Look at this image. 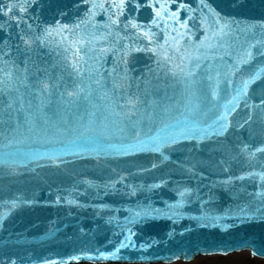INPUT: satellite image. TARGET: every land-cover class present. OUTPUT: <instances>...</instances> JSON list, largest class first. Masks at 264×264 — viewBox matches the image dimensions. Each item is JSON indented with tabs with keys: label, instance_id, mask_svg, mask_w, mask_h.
<instances>
[{
	"label": "snow or ice",
	"instance_id": "snow-or-ice-1",
	"mask_svg": "<svg viewBox=\"0 0 264 264\" xmlns=\"http://www.w3.org/2000/svg\"><path fill=\"white\" fill-rule=\"evenodd\" d=\"M83 3L90 7L83 17L71 25L61 24L57 20L55 26L41 28L37 24L36 31L32 32V25L23 18L39 19L34 11L40 6V0H0V17L4 18L0 29L26 26L19 27L17 32V38L21 41L16 46L17 54L26 56L32 44L45 47L55 45L67 72L66 77H47L54 81L52 83H44L36 75L31 83L24 84L28 79L26 70L18 68L15 60H0V100L7 86L10 100L4 102L6 107L11 108L17 102L21 105L7 134L3 130L4 122L0 121V166L26 168L36 163L39 167L41 161L49 164L59 161L66 166L69 157L73 161L104 158L99 167L102 172L108 173V179L102 185L106 191L110 189L128 199L135 197L137 192L144 196L143 200L137 199L128 207L89 205L95 208V214L105 209L127 213L123 219L119 216H109L107 219V223L115 228L113 239L108 240L113 251H99L98 257L89 255V259L118 258L122 250H135L134 237L138 233L134 228L158 217L176 222L184 218L185 207L193 203L200 204V215L191 219L204 222L205 227L209 224L215 227L216 221L223 217L207 207L212 200V189L208 193H201V187L208 185L203 184V171L195 170L203 166V161L197 160L192 152H188L185 159L179 162L176 172L177 175L188 176V181L173 182L163 176L160 183L140 184L132 181L137 174H149L164 161H169L170 157L165 155V151H179L178 147L173 146L194 141V149L200 145L205 150L203 141L228 131L229 117L239 107L238 101L244 98L245 107H248L249 85L264 76V68H260L250 72L248 79L235 78L241 66L252 61L251 49L257 46V50L264 48V23L243 22L245 26L240 27L241 21L221 17L205 0H200V4L207 7L209 13L205 14L203 9H199V16L196 15L197 8L184 2L173 10L172 5L176 0H146V3L141 0H83ZM141 9L150 10V15L142 17ZM182 11L184 19H181ZM100 13L106 16L104 22L96 20ZM256 29L260 31L261 39L253 45L249 39L255 40ZM237 33L246 34L247 39L241 42ZM54 34L60 37L58 41L53 38ZM69 52L72 53L71 57L68 56ZM141 54L151 63L137 67ZM109 57L111 67L105 68ZM23 62L27 64L28 60ZM81 64L84 69H81ZM161 73L174 82L172 95L166 96L171 103L163 108H159L155 99H147L152 80L159 79ZM73 76L76 79H72ZM17 83L24 84L25 94L12 100L11 91H18ZM69 87L73 89L71 92L67 91ZM142 95L144 99H141ZM53 103L57 109L63 108V116L58 120L45 114L46 109L51 110ZM25 104L27 107H24ZM255 107L264 110V95L261 96V104ZM19 113H23L22 119ZM260 126L264 129V120L260 121ZM4 140L7 143L2 142ZM260 141L264 144V133L260 135ZM234 149L238 155H246L250 160L260 153L253 166L261 170L236 176L227 167L230 163L228 153L221 152L215 166L220 169L219 174L224 179L213 183L220 189L232 192L237 199L239 191L236 182L252 183L258 190L249 193L246 188L241 189L250 199L237 203L235 209H229L228 213L230 218L241 222L257 216L264 219V147L253 151L249 145L240 147L237 143ZM156 153L162 160L153 158L145 163L138 159L140 154ZM109 157L137 158L129 167L137 169L138 173L129 171L128 176H120L111 168L105 169L104 164L108 163ZM4 174L3 167H0V176ZM172 174L166 172L164 176ZM112 175L117 178L111 179ZM192 179H196L197 183L190 187L188 183ZM170 183L173 185L170 190L178 198L171 203L159 201L163 207H156V201L147 194ZM117 185L121 187L117 188ZM78 187L74 183L71 191H61H67L68 196L73 193L79 195ZM91 187L100 188L101 185L92 184ZM205 195L208 196L207 200L204 199ZM61 201H65V197L57 195L55 202L59 204ZM34 203V198L25 193L0 197V205L9 213ZM66 203L83 207L74 198L66 199ZM146 247V244L139 245L140 249ZM11 264H16V261L13 260Z\"/></svg>",
	"mask_w": 264,
	"mask_h": 264
},
{
	"label": "water",
	"instance_id": "water-1",
	"mask_svg": "<svg viewBox=\"0 0 264 264\" xmlns=\"http://www.w3.org/2000/svg\"><path fill=\"white\" fill-rule=\"evenodd\" d=\"M146 3V0H141ZM190 4L191 7L197 8L196 15L199 16V9H203L205 14L209 9L200 4V0H176L172 5L173 10L180 3ZM215 12L221 17L236 19L241 21L240 27H244L243 22L264 23V0H205ZM90 5H85L83 0H40V6H37L34 15L38 20H32L28 17L23 19L32 25V32L36 31V25L41 28L51 25L55 26L57 20L61 24H72L76 19L83 17L85 11ZM61 13L63 15H61ZM135 16L136 13H133ZM142 17H148L150 10L141 9ZM185 14L181 12V19ZM98 22H104L106 16L103 13L97 15ZM4 18L0 17V23ZM19 27H26L21 25ZM19 27L0 29V60L17 61V67L26 70L28 79L24 84L31 83L33 78L38 75L44 83H52L47 77L61 78L66 77L67 72L60 62V51L55 45L45 47L44 45H31V50L26 56H19L16 52V46L21 44L17 38ZM235 30V26H233ZM255 40L249 39V43L255 45L256 40L261 39L259 29H256ZM31 35V33H28ZM239 40L242 42L247 39V35L237 33ZM27 38V36H26ZM53 38L59 40L60 37L54 34ZM258 47V46H257ZM257 47L251 49L253 59L247 65L241 66L240 73L235 77L237 80L248 79L250 72L264 68V48L257 50ZM243 50H241L242 52ZM71 57L72 53L69 52ZM28 60L25 64L23 61ZM147 61L144 56L140 55V67ZM84 69V65H80ZM111 67V57L105 68ZM139 75V73H133ZM72 79H76L75 76ZM123 83H127L122 81ZM24 84L17 83L18 91H11V99L15 100L18 96L25 94ZM174 82L160 74L159 79H153L149 89L147 99H155L159 103V108L171 103L166 96H171ZM143 85L141 88L143 89ZM177 91L179 86H176ZM73 89L69 87L67 91ZM9 89L5 86L2 100H0V121H3V130L5 134L9 132L10 127L14 124L18 110L21 108L20 103H14L11 108H7L4 102L10 100ZM264 95V76L256 79L249 85L247 105L245 107L244 98L238 103L239 107L233 112L230 119V125L227 132L219 136H211L210 140L203 141L206 146L205 150L200 145L194 149V141L182 142L178 147L179 151L166 150L165 155L170 157L169 161H164L160 167L149 174H137L133 183L152 184L160 183V178L169 181H188V176L177 175V165L184 160L188 152H192L197 160L203 161V166L195 171H203L205 179L201 187V193H208L212 189V200L207 207L214 210L216 215L223 217L216 221V226L209 224L203 226L204 222H198L191 217L200 215V204L193 203L184 209L185 216L182 219L173 222L167 218H156L145 225L134 228L138 233L134 237L137 245L135 250H122L118 258L111 259H89V255L98 257L99 251L111 252L113 248L108 244L109 239H113L112 232L115 231L113 224H108L109 216H119L123 219L126 212H113L105 209L99 214H95V208L89 205H110L112 207H128L137 199L143 200L144 196L137 192L131 199L122 198L118 193L110 189L105 190L102 185L108 179V173L102 172L100 165L104 158L99 160L95 158H82L73 161L69 157V163L61 165L59 161H53L51 164L41 161L40 166L32 163L25 167L9 168L3 167L4 175L0 176V197L11 196L13 193H25L34 198L35 203L22 209L14 210L9 213L8 210L0 205V264H11L13 260L16 264H169L176 261L190 262L198 256L221 254L227 255L232 252L248 250L253 255L264 258V219L257 216L255 219L239 221L230 218L228 210L235 209L236 204L245 202L250 197L246 196L241 189L246 188L247 192L257 191L252 183L247 181L236 182V189L239 191V199L232 195L227 189H220L214 181L224 179L219 174L220 169L216 167L217 159L221 158V152H227L230 163L227 165L232 172L239 176L242 173L253 171L258 172L261 169L256 164V159L260 157L257 153L256 158L251 160L243 154L238 155L234 145L239 143L240 147L245 144L249 145L253 151L256 148L264 147L260 141V135L264 133L261 129L260 121L264 120L261 104V96ZM144 99V96H141ZM99 103V101H96ZM24 107H27L25 104ZM46 116L53 120H58L63 116V108L57 109L53 103L51 110L45 111ZM21 119L23 113H19ZM251 116L249 120L248 117ZM68 119L67 116H64ZM217 141L220 143L217 144ZM7 143L6 140L2 141ZM232 157H235L232 159ZM162 160L159 153L140 154L138 159L141 162H147L150 159ZM135 157H118L108 158V163L104 168H111L113 172H118L120 176H128L129 171L138 173L137 169H130V164ZM175 162V164L173 163ZM171 172V176H164V173ZM115 175L111 179L115 180ZM88 181V184L81 182ZM77 184L79 195L73 193L68 196L66 189L72 190L73 185ZM196 179H192L188 186H195ZM258 183V181L256 182ZM92 184L101 185L100 188L91 187ZM172 184H168L162 189H154L147 195L156 201V207H163L159 201L174 202L176 197L170 190ZM117 185V188H120ZM62 195L65 201L57 204L56 196ZM74 198L83 207L69 205L66 199ZM207 200L208 196H204ZM54 229H58L55 230ZM83 229V231H81ZM181 233H183L181 235ZM171 234V235H170ZM146 244L145 249H140L139 245ZM80 259H72L73 257Z\"/></svg>",
	"mask_w": 264,
	"mask_h": 264
},
{
	"label": "rangeland",
	"instance_id": "rangeland-1",
	"mask_svg": "<svg viewBox=\"0 0 264 264\" xmlns=\"http://www.w3.org/2000/svg\"><path fill=\"white\" fill-rule=\"evenodd\" d=\"M173 264H264V260L254 258L249 253H236L228 256H206L196 259L189 263H173Z\"/></svg>",
	"mask_w": 264,
	"mask_h": 264
}]
</instances>
